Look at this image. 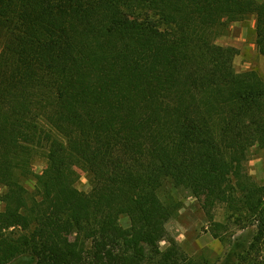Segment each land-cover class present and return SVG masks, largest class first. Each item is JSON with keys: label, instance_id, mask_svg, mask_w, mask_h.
I'll return each instance as SVG.
<instances>
[{"label": "trees", "instance_id": "16d2710c", "mask_svg": "<svg viewBox=\"0 0 264 264\" xmlns=\"http://www.w3.org/2000/svg\"><path fill=\"white\" fill-rule=\"evenodd\" d=\"M249 17L264 47V0H0V264H195L167 229L181 208L166 184L210 220L219 205L246 218L260 250L264 185L246 164L249 137L264 149V77L216 43Z\"/></svg>", "mask_w": 264, "mask_h": 264}, {"label": "rangeland", "instance_id": "374dc122", "mask_svg": "<svg viewBox=\"0 0 264 264\" xmlns=\"http://www.w3.org/2000/svg\"><path fill=\"white\" fill-rule=\"evenodd\" d=\"M262 1V0H260ZM255 17L243 21L232 22L224 20L218 27L216 43L222 47L237 50L234 67L237 73L257 71L264 77V47L256 42ZM249 158L246 164L247 172L258 185H264V149L256 137L247 140ZM46 161L37 158L34 162V172L41 174L46 169ZM77 188L83 194H90L92 186L86 173L78 170ZM26 188L33 192L35 181L25 182ZM0 189V194L3 193ZM160 198L166 204L177 203L180 210L169 221L167 229L172 238L180 245L182 252L195 264H241L239 259L248 257L256 259V264H264V245L260 250H250L254 245L256 227L249 225L248 220L230 212L226 206L219 205L213 212V219L206 215L201 202L184 189H176L166 184L160 190ZM4 205L0 203V211ZM124 229L131 227L128 217L120 218ZM216 235L219 238H216ZM167 242L161 243L162 250L167 249ZM22 259V258H20ZM29 257L24 261L16 260L15 264H32Z\"/></svg>", "mask_w": 264, "mask_h": 264}]
</instances>
